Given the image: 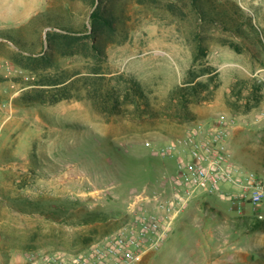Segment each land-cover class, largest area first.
<instances>
[{
	"label": "rangeland",
	"instance_id": "rangeland-1",
	"mask_svg": "<svg viewBox=\"0 0 264 264\" xmlns=\"http://www.w3.org/2000/svg\"><path fill=\"white\" fill-rule=\"evenodd\" d=\"M100 5L115 24L114 34L99 42L104 69L141 83L150 102L142 118L132 106L108 116L88 100L27 105L22 95L33 76L14 63L11 39L38 54L48 19L82 29L90 0H0V264L73 256L110 237L133 212L150 209L149 193L169 185L192 139L209 144L220 136L239 175L252 172L264 184V0ZM199 46L205 58L194 69H210L197 80L208 88L197 89L198 102L170 98L187 86ZM55 62L70 73L86 71L77 57ZM170 145L176 156H161ZM140 264H264V203L239 215L226 197L195 199L166 243Z\"/></svg>",
	"mask_w": 264,
	"mask_h": 264
},
{
	"label": "built area",
	"instance_id": "built-area-1",
	"mask_svg": "<svg viewBox=\"0 0 264 264\" xmlns=\"http://www.w3.org/2000/svg\"><path fill=\"white\" fill-rule=\"evenodd\" d=\"M190 143L189 155L179 159L169 185L162 182L149 193L148 211L133 212L116 233L83 253L32 256L31 264H140L144 256L166 243L174 223L190 202L206 196L226 197L231 210L239 215L244 214L246 207L261 209L264 184L252 172L239 175L238 169L229 163L220 136L209 144L194 139ZM159 154L175 157V146L163 148ZM226 186L233 192L225 191Z\"/></svg>",
	"mask_w": 264,
	"mask_h": 264
},
{
	"label": "trees",
	"instance_id": "trees-1",
	"mask_svg": "<svg viewBox=\"0 0 264 264\" xmlns=\"http://www.w3.org/2000/svg\"><path fill=\"white\" fill-rule=\"evenodd\" d=\"M98 1L99 4H96ZM102 0H90L91 12L88 23L79 29L61 21L48 19L44 49L36 54L24 48L19 40L11 39L18 48L14 63L29 72L30 91L23 93L27 105H55L64 100H88L95 109L113 116L119 107L132 106L142 118L148 112L150 102L141 83L134 78L120 81V77L105 71L107 56L99 42L115 32L114 17L100 4ZM47 48V50H45ZM237 48V47H234ZM238 50V49H235ZM79 58L84 62L85 72L70 73L59 67L55 59ZM199 58H205L202 46L197 47L192 67L186 72V87H177L169 93L173 98L180 94L199 101V87L208 88L207 82L197 81L210 69L197 72L194 65ZM197 81V82H196ZM100 220L99 217L83 224Z\"/></svg>",
	"mask_w": 264,
	"mask_h": 264
},
{
	"label": "crops",
	"instance_id": "crops-1",
	"mask_svg": "<svg viewBox=\"0 0 264 264\" xmlns=\"http://www.w3.org/2000/svg\"><path fill=\"white\" fill-rule=\"evenodd\" d=\"M247 249H248V251L245 252V256H246L245 257V260H246L245 262L246 263L248 262V259H249V262L252 259V255H253V245H251ZM234 255H235L236 260H239L240 262L244 259L242 253L236 252V254H234Z\"/></svg>",
	"mask_w": 264,
	"mask_h": 264
}]
</instances>
